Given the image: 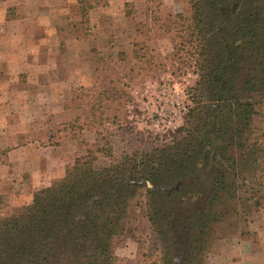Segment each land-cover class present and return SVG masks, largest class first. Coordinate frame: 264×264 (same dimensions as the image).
Segmentation results:
<instances>
[{
  "label": "trees",
  "instance_id": "16d2710c",
  "mask_svg": "<svg viewBox=\"0 0 264 264\" xmlns=\"http://www.w3.org/2000/svg\"><path fill=\"white\" fill-rule=\"evenodd\" d=\"M76 1L82 18L100 4ZM161 27L197 76L183 136L113 160L110 142L87 145L30 203L0 215V264H116L140 198L158 264H205L264 205V0H188Z\"/></svg>",
  "mask_w": 264,
  "mask_h": 264
},
{
  "label": "rangeland",
  "instance_id": "374dc122",
  "mask_svg": "<svg viewBox=\"0 0 264 264\" xmlns=\"http://www.w3.org/2000/svg\"><path fill=\"white\" fill-rule=\"evenodd\" d=\"M126 1L100 0L87 18L78 15L76 6L79 40L60 49L57 66H51L53 80L22 85L23 112L17 115L22 123L0 132V140L14 136L9 141L18 143L0 146L2 217L30 203L36 190L28 184L39 181V188L51 183L87 145L110 142L113 160L183 136L192 106L188 90L197 76L182 54L175 55L178 37L159 30L187 11L188 0H162L160 7L148 0H128L130 6L125 7ZM149 8L156 14L147 13ZM11 87L15 89V83ZM261 196L264 201V192ZM138 203L130 208L127 232L117 241L116 264H158L159 244L150 235L146 200ZM245 220L224 236L241 233L264 241V205L253 208ZM209 253L205 264L224 263L217 260L216 244Z\"/></svg>",
  "mask_w": 264,
  "mask_h": 264
},
{
  "label": "crops",
  "instance_id": "0c3cea01",
  "mask_svg": "<svg viewBox=\"0 0 264 264\" xmlns=\"http://www.w3.org/2000/svg\"><path fill=\"white\" fill-rule=\"evenodd\" d=\"M76 6V0H0L1 133L17 128L22 123L17 118L23 112L19 110L22 106L19 99L23 98L21 92H25L21 91L22 85L52 81L55 72L51 71V66H57L60 49L68 48L79 40L75 27ZM9 10L13 12L12 15ZM14 83L15 89L11 87ZM11 139L14 136L0 140V146L18 144L10 142ZM10 153L8 159L12 162ZM63 175L57 174L51 180ZM49 184L38 188L40 182L32 181L27 186L34 192ZM249 231L252 233L251 229ZM215 244L217 260L223 261V264H264V241L250 240L241 233H235L218 239L213 246Z\"/></svg>",
  "mask_w": 264,
  "mask_h": 264
},
{
  "label": "water",
  "instance_id": "95a60500",
  "mask_svg": "<svg viewBox=\"0 0 264 264\" xmlns=\"http://www.w3.org/2000/svg\"><path fill=\"white\" fill-rule=\"evenodd\" d=\"M215 157H216V155H215V153H213V154H212V158H211V161H212V162L214 161Z\"/></svg>",
  "mask_w": 264,
  "mask_h": 264
}]
</instances>
